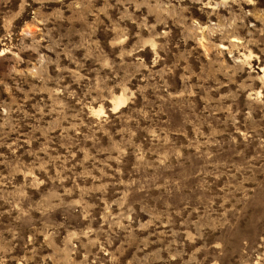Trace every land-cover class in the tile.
<instances>
[{
  "label": "clouds",
  "instance_id": "clouds-1",
  "mask_svg": "<svg viewBox=\"0 0 264 264\" xmlns=\"http://www.w3.org/2000/svg\"><path fill=\"white\" fill-rule=\"evenodd\" d=\"M0 264H264V0H0Z\"/></svg>",
  "mask_w": 264,
  "mask_h": 264
}]
</instances>
